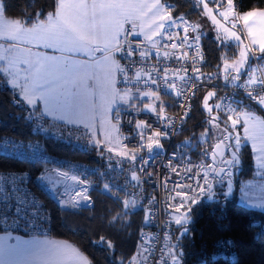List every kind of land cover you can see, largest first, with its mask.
Masks as SVG:
<instances>
[{
    "label": "snow or ice",
    "instance_id": "6c2138e0",
    "mask_svg": "<svg viewBox=\"0 0 264 264\" xmlns=\"http://www.w3.org/2000/svg\"><path fill=\"white\" fill-rule=\"evenodd\" d=\"M197 2L201 7V14H206L213 12L209 4H213L214 8H220L224 7L225 3L231 6L233 0H207V2L197 0ZM148 12L152 15L146 19ZM219 15L226 17L227 10ZM256 15L264 17V12L249 11L242 19L247 24L249 19ZM43 16L44 18H40V14H37L28 21L9 19L5 15L4 0H0V74H3L0 75V79L15 93L16 99L13 102L25 104L31 116L39 113L40 117L49 118L53 122L59 121L72 128L82 127L85 130L84 139L93 147H101L102 144L101 140L96 138L97 123L113 128L116 126L112 123L113 119L117 124L119 123V110L117 109L113 114V108L117 104L133 107L136 100L143 97L159 99L157 90L161 83L170 92H175L177 97H184L188 95V89L195 87L193 82L200 79L196 75L200 72V68L196 66L195 58L190 64L179 65V61L187 57V51L181 52L177 57L175 51L169 52L168 49H193L190 41H199L201 37L199 34L190 37L186 26L181 32L169 31L168 29L173 27L181 28L182 24H186V19L178 12L174 18L173 8L164 0H54L53 10L44 13ZM127 24H131V28H126ZM232 27L235 28V25L233 24ZM224 32V36L217 35L216 38L223 42L230 36L241 42L236 32H229L228 29ZM248 35L253 37V45L258 44V52L264 54V28L260 30L259 39L255 38L256 30L251 27L248 29ZM140 36H143V41L132 39ZM156 37L159 40L155 39ZM177 38L178 43H170ZM161 48L164 49L163 58L175 61L179 67L171 68L165 65L158 68L152 65L145 70L144 66L153 52L155 59L160 62ZM48 49L57 54H49L45 51ZM193 50L198 51V49ZM252 51L247 47L241 49L238 53L239 59L232 66V71L229 72L228 66L225 65L226 74L223 79L226 84L231 83L242 88L249 99L264 109V75L258 79L253 70L248 72L246 81L238 83L239 74L248 64L249 54ZM97 52L101 53L100 57L95 55ZM117 53L130 59L138 55L139 59L122 65L116 59ZM189 68L191 75H188ZM118 77L125 85L123 88L117 86ZM214 78L220 77L219 75L207 77L208 80ZM177 80L180 81L179 88ZM149 85H154L157 90H153ZM213 96H216V93L209 91L202 98V107L209 114L206 123L219 131V135L215 137L216 142L212 145L214 150L210 154L211 161L202 165L204 168L202 174L197 172L192 175V184L182 182L176 184V188L187 190L176 192V196L180 197L179 202L174 205L169 204V207L178 214L173 217V221L179 226L180 237L188 232L187 225L191 221L189 214L192 206L199 202L202 195L214 197L213 189L216 183L223 184L227 178V190L223 192V196L227 198L231 195L233 190L231 177L233 170L241 163L242 140L251 141L252 149L256 153L257 168L264 170V118L257 115L249 106H234L225 102L223 97L218 98L221 103L209 106L208 100ZM183 106L181 100L180 107ZM163 107L161 101L160 111ZM143 109L157 113V118H161L156 106L144 104L137 111ZM214 110L216 115H212ZM221 115L223 119L220 118ZM186 116L187 113L181 118V124ZM163 119L165 128L174 127L176 121L170 117ZM238 124L243 127V135L237 129ZM135 127L140 130L138 135L142 138L136 146L129 148L125 145L123 151H114L113 147L105 145L108 153L114 152L116 157L129 161L132 165L130 179L138 188L137 193L128 194L130 198L121 201L122 213L114 214L109 220L113 225L123 222L128 217L130 209L143 203L140 199L142 185L145 182L142 175L150 176L151 173L146 171L149 160L143 155L139 156V164L136 163L137 154L143 149L152 153L154 146L162 148L161 139L171 135L169 131L155 128L145 142L143 129L149 126L137 122ZM68 134L71 135V132ZM207 135V129L200 134L201 137ZM184 143L188 144L190 141ZM27 151L43 152L44 149L35 142L25 144L20 140L0 137V159L23 157ZM204 155L206 157L209 155L208 149L204 150ZM108 159L111 161L112 157ZM168 167L175 171L176 166L171 162ZM48 171L44 169L45 173ZM191 171V168L182 167V171L177 172L176 175L183 177L185 172ZM27 175V173L18 174L14 170L0 168V203H3L6 209L0 211H3L5 217L14 211L17 214L16 220L20 218L19 214L23 210L20 205L26 203V197L19 194V185ZM56 175L61 179L52 180L50 176L40 174L37 175V179L48 181L53 188L64 180H71L74 184H86L85 180L68 171L58 170ZM256 175L264 177V171H257ZM169 179L170 177H167L163 181L165 186ZM103 188L106 192L112 191L108 183H105ZM261 191H264V184H261ZM65 192L67 193V188ZM87 192V186L75 190L70 199L62 201V206L78 208L82 202L90 200ZM13 197H15V206L9 207ZM116 198L120 200L119 196ZM154 200L155 197L149 198L143 209L145 211L143 223H148L154 215L151 207V201ZM249 206L264 211V198L259 203ZM16 220L13 222L15 223ZM141 235L143 236V233ZM9 239L10 236H0V264H91L79 249L66 242L34 238L30 241L17 239L15 244H11L8 242ZM172 239L170 235L166 237L158 257L153 256V251L142 240L134 256L128 259L121 258L118 264H149V260H152L153 264H182V249L178 244L172 243ZM99 243L110 252L115 251V245L111 240L100 237ZM230 247L231 241L220 242L218 244L220 251L211 257L213 264L218 259H227L230 255L228 253Z\"/></svg>",
    "mask_w": 264,
    "mask_h": 264
},
{
    "label": "trees",
    "instance_id": "16d2710c",
    "mask_svg": "<svg viewBox=\"0 0 264 264\" xmlns=\"http://www.w3.org/2000/svg\"><path fill=\"white\" fill-rule=\"evenodd\" d=\"M164 2L173 8L174 17L178 12L192 21L196 19L192 0H164ZM4 3L5 15L9 19L28 21L37 14H40V18H44V13L53 10L54 0H4ZM234 3L239 14L250 10H264V0H234ZM190 42L193 43V40ZM199 45L206 58L204 70H219L224 61L222 54L224 45L212 35H202ZM249 56L254 64L264 67V54L252 51ZM244 77L245 72L240 74V80ZM218 82L225 84L223 77ZM208 90L199 88L196 91L191 101L190 114L174 139V143L181 147L183 153H187L192 159L202 161L204 150L210 151L216 141V135H219L218 130L212 129L206 123L208 114L202 107V98L206 96ZM214 91L216 96L210 99L212 103L218 102L220 93L218 89ZM15 99V93L0 79V137L13 135L30 138L33 136L32 127L25 121L29 108L23 103H14ZM241 105L249 106L264 118V111L258 104L243 102ZM134 106H140V104L135 103ZM220 118L223 119V116L221 115ZM206 129L208 135L201 137L200 134ZM185 141L190 143L185 144ZM43 147L44 152L50 156L80 159L89 163L98 170L97 173L94 172L93 180L99 188H103V185L108 183L111 186V192H115L117 185L124 184L132 190L131 192L136 189V185L129 177L131 171L124 172V169L118 171L116 168L108 167L98 151L72 150L66 145L48 140L43 141ZM240 155L241 163L238 165L240 170L236 177V189L231 197L223 196V185H214V197L201 199L192 206L189 214L191 221L187 225L188 232L182 237L179 236V226L171 220L172 243L178 244L182 249V264H213L211 257L215 254L218 244L224 241H231L230 248L235 253V259L221 258L216 260L215 264H264V211L250 209L237 203L239 181L251 179L254 172L248 144L242 143ZM0 168L31 171L34 190L51 214L49 236L74 245L91 264H118L121 258L128 259L134 256L135 250L138 249V237L144 225L143 210H129V215L123 222L113 225L109 223V220L114 214L122 213V204L111 197L97 191H90L89 205L78 208L61 207L40 186L37 175L44 174L41 164L29 165L12 159H0ZM100 237L111 240L115 245V251L110 252L100 244Z\"/></svg>",
    "mask_w": 264,
    "mask_h": 264
},
{
    "label": "built area",
    "instance_id": "2783aa9c",
    "mask_svg": "<svg viewBox=\"0 0 264 264\" xmlns=\"http://www.w3.org/2000/svg\"><path fill=\"white\" fill-rule=\"evenodd\" d=\"M185 26L186 24H182L181 28L179 29L173 27L168 30L173 32H181L182 28ZM126 28H131V24H127ZM132 39H138L140 41H143V36L132 37ZM172 42L178 43L179 39L177 38L176 40L170 41V43ZM191 44L193 46V49H198V51H195L193 49H168L169 52L175 51L177 57L180 56L181 52L186 50L187 57L185 59L180 60L179 65L190 64L193 58H195L196 66L200 68V72L196 73V75L199 76L200 79L198 81L193 82L195 84V87L188 89L187 96L177 97L175 95V92H170L163 86V83H161V86L158 90L154 85H149V87H151L153 90L158 91L159 99L155 101V106L157 107V110L161 116L160 119L157 118V113L143 110L137 111V109H140L145 102L151 103V101L147 98H141L138 100L140 106L124 107L118 109L120 119L117 126L121 148H124L123 146L125 145L131 148L140 143L142 138L138 135V132L140 130L135 127V124L137 122H143L144 124L149 126L143 129V139L145 142H147V137L151 135L152 130L155 128H159L161 131L171 132L170 136L161 139L162 148H154V146L152 153H148L147 149H143L140 153L137 154L138 159L136 161V163L139 164L140 155H143L145 159H148L149 164L146 166V171L151 173V175H142L138 172V174L142 175V179L145 181L142 185V196L140 197L143 203L138 204L137 207L130 209V211L143 210L147 202L149 201V198L155 197V200L151 201V207L154 215L148 223H144L138 237V248L141 246V241L143 240L144 243L153 251V256L155 257L159 256V250L165 244L166 237H169L170 235L173 238L171 223L172 221L170 218L172 208L169 207V204L174 205L179 202L180 197L176 196V192L187 190L176 188V184L178 182H182L184 184H192V175L197 172L202 174L204 170V168L202 167V160L192 159L187 153L182 152L181 147L178 144L174 143L175 136L180 132L182 126L186 121V118L190 114L191 101L194 98L196 91L199 88H206L209 90L218 89L220 91L218 98H225V102L232 103L235 105H241L243 102L252 105L257 104L255 103V101L247 97L246 93L242 88H238L231 83H219L218 80L222 78L221 72L219 70L205 71L204 67L206 65V58L204 56V53L202 52L200 45L195 43ZM160 52V62L155 59V52H153V55L148 58L146 65L144 66L145 70L146 68L151 67L152 65H155L158 68H162L165 65H168L171 68L179 67V65L175 61L163 58L164 49L161 48ZM116 57L122 65L129 64L132 60L139 59L138 55H135L130 59L121 53H117ZM183 74L184 73H181V75ZM191 74V68H189L188 75ZM217 75H219V79H207V77L209 76L216 77ZM262 75H264V70L262 69V67L258 66L257 78L259 79V77H261ZM176 82L177 87L179 88L180 81L177 80ZM243 82V80L238 81V83ZM117 86L120 88H123L125 86L123 81L120 80L119 77ZM181 100H183V107H180ZM161 101H163L164 105L162 111H160ZM218 103H221L220 99H218ZM116 111L117 109L114 111L113 114H115ZM185 113H187V116L184 119L183 124H181V118L185 116ZM163 117H170L172 120L176 121L174 127L165 128V121ZM25 121L27 125L32 127V137L26 139L13 135H4L2 137H9L13 140H20L23 141L25 144L35 142L43 146V141L48 140L51 142L66 145L72 150L84 151L87 149H92L99 152L100 157L103 159V161L107 164L108 167L116 168L118 171L124 169V172L132 170V165L129 164V161L127 159L116 157L114 152L108 153L106 148L102 146L93 147L90 143L86 142L83 135L85 130L82 127L72 128V126L63 125L62 123H59L57 121L53 122L49 118L40 117L39 113H36L35 116H31L29 114V111L26 114ZM44 129H47V131H45ZM69 132H71V135L68 134ZM153 139L158 138L153 137ZM110 156L112 157L111 161H109L108 159V157ZM12 160L22 161L29 165L39 163L42 165L43 171L44 169H48V172L53 173H56L58 170L68 171L70 174L78 175L81 179L85 180V185L74 184L71 180H64L62 183L57 184L55 188H53L49 182L47 183L45 181H40L39 183L40 186L43 188V191L55 201H60L61 199L67 198L63 196V194L68 195L69 193L72 195V193L74 194L75 190L82 189L85 186H87L88 195L90 191H97L111 197L112 199L120 203L123 199L130 198L128 194L138 192L137 186L135 191L131 192L132 190H130L126 184L120 186L117 185V188H115V192H106L104 188H99L95 180H93L95 179L94 172L97 173L98 170L92 167L89 163L80 159L75 160L59 158L55 156H50L44 151H27L23 157L13 158ZM169 162L176 166L175 171L168 167ZM182 167L191 168L192 171L185 172L183 174V177L177 176L176 173L181 172ZM12 170L16 171L18 174H28L24 179L23 183L19 185V194L21 196L26 197V203L20 205L23 210L20 212V218L18 220H16L17 214L14 211L8 213L6 217L3 214V211H0V233L23 237L49 236L51 214L44 205L40 196L34 190L32 184L33 176L31 171L28 169ZM90 174H92V176H90ZM167 177H170V179L168 180L167 186H165L163 181ZM66 188L67 193L65 192ZM117 196L120 197V200L116 198ZM77 199H79V197H77ZM85 205L86 204H84L82 207H84ZM14 206L15 197H13L12 204L9 205V207ZM0 210H6L5 205L3 203H0ZM33 213H35V215H33ZM14 220H16L15 223L13 222ZM141 233H143V236L141 235ZM219 251L220 249L217 248L215 254H217ZM228 253L230 255L226 260H234L235 253L232 251L231 248H228ZM149 264H153V261L149 260Z\"/></svg>",
    "mask_w": 264,
    "mask_h": 264
},
{
    "label": "rangeland",
    "instance_id": "374dc122",
    "mask_svg": "<svg viewBox=\"0 0 264 264\" xmlns=\"http://www.w3.org/2000/svg\"><path fill=\"white\" fill-rule=\"evenodd\" d=\"M192 2H193L192 7L196 11V19L194 21H192V20L188 19L187 17H185L186 27H188V32H189L190 37L195 36L197 34H199L200 37L202 35H208V34H210L212 36H216V37H217V35L224 36L225 35L224 30L228 29L229 32H232V31L236 32V34L238 36H240V38H241L242 43L237 42L234 38H232L230 36L225 38L223 40V42L221 40H219L220 43L224 45V47L222 49L224 61L221 63V66L219 68V71L221 72L222 77H224V75L226 74L225 73V65L228 66L227 70L229 72L232 71V66L234 65L235 61L239 59L238 53L241 49L247 47V48H251L252 50H254V48L251 46V43L249 41V35L247 32L246 26L244 24V21L242 19L243 15L239 14L237 12V10L235 9L234 0H233V3L231 6H228L225 3L224 7H220V8H214L213 4H209V7L213 8V12L206 13V14H201V7L199 6L197 0H192ZM206 2H207V0H206ZM225 10H227V16L226 17H222L221 15H219V13L224 12ZM151 15H152V13L148 12L146 19L150 18ZM213 16H215V19H213ZM217 21H218V23H217ZM233 24L235 25V28L232 27ZM238 29H239V31H238ZM200 41H201V38L199 41L193 40V43L199 44ZM45 51H47L49 54H52V55L57 54V53L52 52V50H50V49L45 50ZM100 54L101 53L97 52L95 55L98 56ZM81 58L86 59V57H81ZM225 58H229V59H225ZM116 59H117V57H116ZM260 67H262V69L264 70L263 66H260ZM253 70H255L256 76H257L258 66L251 61L250 56H249L248 64L245 66V69L241 70V73H240V74H242L243 72H245L246 76L244 77L243 81H246L245 79L247 78L248 72H251ZM209 91H214V90H208L207 92H209ZM143 98H147L151 101V103L145 102L144 104H151V105L155 106V101L157 100L156 98H154V97L153 98L143 97ZM211 98H209V100H208L209 106H212L214 104V103L210 102ZM138 100L139 99H137V101L135 102L136 104L139 103ZM216 103H218V102H216ZM126 106L127 105H124V104H117L113 108V113H114V110L124 108ZM259 108H261V107L259 106ZM262 110L264 111V109H262ZM143 111H148V110L143 109ZM205 111H206V109H205ZM206 113H207V111H206ZM99 115H101V114H98V116ZM212 115H216V112H213ZM257 115H259V114H257ZM259 116H261V115H259ZM234 118H235V116H234ZM112 123L116 125L114 128L109 126V125H106V124L97 123L95 125V131H96V133H98L100 135V138L105 145H108L111 147H113V146L117 147V145H118V147L120 148L119 140L117 138V131H116L118 126L114 120L112 121ZM229 124H231V121H229ZM211 128L215 129L213 127H211ZM237 129L241 132V135H243L242 125L238 124ZM109 142H110V144H109ZM242 143L248 144V146L250 147L252 164H253L255 171L253 172V176L251 177V179H248L246 181H242V180L239 181L240 183H239V186L237 187L238 188L237 189V191H238L237 192V203L244 206V207L250 208V209L260 210V209L254 208V207H250L249 205L259 203L261 201V199L264 198V191H261V184H264V181H262V179H260L261 176L256 175L257 171H262V170H259L257 168L256 163H255L256 153L252 149L251 141H243L242 140ZM239 170L240 169L238 168V165L233 170V176L231 177L232 182H233V190H232L231 195L228 197H231L234 194V191L236 189L235 188L236 177L238 176ZM226 180H227V178H225V183H223V184L216 183L215 185H217V186L223 185L224 191H226L227 190L226 189ZM249 182H251V184H249ZM224 191H222V194ZM63 192H64V190H63ZM72 195H73V193H72ZM72 195L69 193H68V195L63 194V196H65L69 199L71 198ZM201 199H211V198H209L208 196L202 195L200 200ZM62 200H65V199H62ZM59 205L61 207H65V206H62L61 203ZM176 215H178V214L175 213L173 210H171L170 218L172 221H173V217ZM173 223H174V221H173Z\"/></svg>",
    "mask_w": 264,
    "mask_h": 264
},
{
    "label": "crops",
    "instance_id": "0c3cea01",
    "mask_svg": "<svg viewBox=\"0 0 264 264\" xmlns=\"http://www.w3.org/2000/svg\"><path fill=\"white\" fill-rule=\"evenodd\" d=\"M250 11H255V12H257V13H260V12H264V10H250ZM247 12H249V11H247ZM247 12H244V13H241L243 16L247 13ZM245 24V23H244ZM245 26H246V29H247V32H248V29H249V27H251V28H253V29H255L256 30V39H259L260 38V30L262 29V28H264V17H261V16H259V15H256V16H253L252 18H250L249 19V21H248V23L247 24H245ZM208 35H210V34H208ZM207 36V35H206ZM155 39H157V40H159V38L158 37H156ZM252 40H253V37L252 36H249V41H250V43H251V46L254 48V50L253 51H258L257 49H258V44L257 45H253L252 44ZM101 56V54L100 55H98L97 57H100ZM117 60H118V58H117ZM0 75H3V74H0ZM246 76V75H245ZM4 82V81H3ZM10 88V87H9ZM115 111V110H114ZM57 122H59V121H57ZM59 123H61V122H59ZM116 131H117V138H118V140H119V135H118V127H117V129H116ZM96 138L97 139H99V140H101V138H100V135L98 134V133H96ZM101 142H102V140H101ZM101 146L102 147H104V148H106L105 147V144L102 142V144H101ZM119 146H120V140H119ZM113 148H114V151H123L124 150V148H119L118 147V145H117V147H115V146H113ZM260 170V169H259ZM254 171H255V169H254ZM262 171H264V170H262ZM131 173V172H130ZM129 173V174H130ZM129 177H130V175H129ZM52 178V177H51ZM260 179H262V181H264V177H261ZM45 182H47L48 183V181H45ZM64 199H67V198H64ZM69 199V198H68ZM62 199L60 200V201H57V202H59L58 204H62ZM90 204V203H89ZM89 204H86L85 206H87V205H89ZM0 236H10L11 237V239H9V243H11V244H15L16 242H17V239H19V240H21V241H30V240H33L34 238H38V239H41V240H43V239H49V240H53V241H62V240H57V239H54V238H52V237H50V236H39V237H23V236H17V235H11V234H5V233H0ZM62 242H65V241H62ZM68 245H72V244H70V243H68V242H66ZM72 246H74V245H72ZM75 247V246H74ZM76 248V247H75ZM84 256V255H83ZM85 257V256H84ZM88 260V259H87Z\"/></svg>",
    "mask_w": 264,
    "mask_h": 264
},
{
    "label": "water",
    "instance_id": "95a60500",
    "mask_svg": "<svg viewBox=\"0 0 264 264\" xmlns=\"http://www.w3.org/2000/svg\"><path fill=\"white\" fill-rule=\"evenodd\" d=\"M154 148H156V147H154ZM213 150H214L213 147H211L210 154H211V152ZM210 154H209V160L211 161V155ZM43 175H48V176L52 177L51 178L52 180H60L61 179L60 177H58L56 175V173H53V172L44 173ZM89 203H90V200L89 201L82 202L81 205H80V207H82L84 204H89Z\"/></svg>",
    "mask_w": 264,
    "mask_h": 264
},
{
    "label": "flooded vegetation",
    "instance_id": "af4514ba",
    "mask_svg": "<svg viewBox=\"0 0 264 264\" xmlns=\"http://www.w3.org/2000/svg\"><path fill=\"white\" fill-rule=\"evenodd\" d=\"M216 142V141H215ZM209 152V154H210V151H208ZM203 165L205 164V163H208V162H210V160H209V155L206 157L205 155H204V159H203Z\"/></svg>",
    "mask_w": 264,
    "mask_h": 264
},
{
    "label": "clouds",
    "instance_id": "9594fccd",
    "mask_svg": "<svg viewBox=\"0 0 264 264\" xmlns=\"http://www.w3.org/2000/svg\"><path fill=\"white\" fill-rule=\"evenodd\" d=\"M58 203V202H57Z\"/></svg>",
    "mask_w": 264,
    "mask_h": 264
}]
</instances>
